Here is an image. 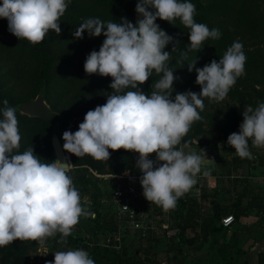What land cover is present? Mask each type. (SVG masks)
Returning <instances> with one entry per match:
<instances>
[{"label":"clouds","instance_id":"9594fccd","mask_svg":"<svg viewBox=\"0 0 264 264\" xmlns=\"http://www.w3.org/2000/svg\"><path fill=\"white\" fill-rule=\"evenodd\" d=\"M71 0H2L0 18L8 21V31L19 40L32 45L44 41L49 30L61 33L60 19ZM136 23L122 18L120 23L87 18L72 33L83 39L105 37L99 51H91L85 60L88 75L112 77L106 103L89 110L79 130L63 133V149L81 158L89 155L96 160L110 158L109 149H125L138 153L135 167L142 173L143 196L151 204L167 212L176 207L198 181L204 156L186 152L182 144L191 125L203 118L204 99L221 102L245 75L246 55L243 44L233 41L217 62L202 68L196 61L188 63V71L196 72L199 93L188 90L173 98L176 77L168 61L178 51L179 42L156 23L161 19L188 28L186 51L179 52L178 64L184 65L188 53L201 50L209 39L221 37L218 28L210 29L194 20L195 4L190 0H139ZM172 44V51H164ZM155 72L159 77L150 94L139 87ZM0 108V248L14 241H35L47 250V241L59 236L66 242L81 216L94 215L82 205L81 196L68 175L72 164L67 158L44 163L28 148L18 151L21 135L16 109L7 99ZM199 110V111H198ZM238 132L228 136L227 143L243 160L254 159L251 148L264 149V102L255 108L245 106ZM204 152V150H200ZM155 153V160L150 155ZM128 174L127 172L125 173ZM203 176L209 170H203ZM47 264H95L84 249L56 251L54 261Z\"/></svg>","mask_w":264,"mask_h":264},{"label":"trees","instance_id":"16d2710c","mask_svg":"<svg viewBox=\"0 0 264 264\" xmlns=\"http://www.w3.org/2000/svg\"><path fill=\"white\" fill-rule=\"evenodd\" d=\"M190 2L196 6L194 20L197 23L206 24L210 29L218 28L222 35L217 40H207L201 50L189 52L188 59L184 61L182 67L181 64L177 63V60L179 59V52L186 51L188 48L190 30L184 27L179 19L174 24L157 19L156 23L160 25V28L173 36L175 41L179 42L178 51L172 53L170 60L167 62L169 67L175 71L174 76L176 79L173 83V97L177 93L185 91L188 87L196 85L197 74L195 70L192 72L188 71V63L196 61V68H202L214 59L219 62V59L227 48L236 40L242 42L244 46L243 51L247 59L245 63L246 74L237 79V82L228 93L229 97L234 101L232 108L223 111L219 117L211 121V124L216 127L218 134L210 132L208 137L203 135L201 133L203 126H200L202 123H199L198 127L190 128L187 135L183 137L182 144L192 143L193 138H197L201 143L211 141L228 144V136L233 132L239 131V126L243 122L242 112L245 106L255 107L259 103L264 102V0H190ZM137 3L134 0H71L68 9L61 18L66 20L67 26H79L87 18H100L104 22L112 21L116 23H120L122 18H127L128 21L135 24L137 20V13L135 11ZM218 14H224L229 18L213 20ZM242 22L244 23L241 25L240 23ZM9 35L11 45L15 44L23 54H27L21 55V58L27 56L39 62V64L38 62L36 63L37 68L33 75V83L37 85L36 90L37 88H41L43 95L49 99V95L54 88L57 90L59 85L62 88H68L79 78H82V75L86 73L84 71V63L87 55L93 50L99 51L105 39L103 35L101 37H89L87 42L77 46L75 49H71L62 55H55V49L62 44L67 35L61 36L54 32L45 38L43 42L36 45H32L27 40H19L10 32ZM19 41L20 45H18ZM172 47L173 45L169 44L164 51L171 53ZM158 79L159 77L153 72L152 76L139 87L145 94H150L152 84ZM111 82L112 77L110 76L103 84L96 80V82L89 84L88 87L76 93L74 100H72L69 106L66 120H72L73 124H77L79 122L77 117L80 106L93 98L106 97L107 93L112 92V89L109 87ZM5 99L8 100L9 106L16 109L18 129L21 135L18 151L22 153L31 147L34 148V153L39 156L42 162L51 163L56 160L55 154H53L54 150L50 131L42 134L36 142L27 146L34 132L38 128L48 125V122L43 118L31 117L24 114L21 111L22 105L17 108V101L8 91L3 89L0 76V108L4 107L3 100ZM69 130L72 132L76 131L75 128L67 129V131ZM61 137H63V133ZM250 144L251 142L249 141ZM69 154L71 156L72 168L68 172V175L72 177L74 186L78 189L79 193L84 188L89 189L90 186L94 188L92 199L89 203L93 206L95 216H92L96 221V224L90 230L93 239H85L79 236L80 233L68 236L71 245H73L70 250L79 249L80 246L77 247L79 242L85 241V243H82L84 245L83 249L89 252L95 264H101V260L105 257H110L106 264L149 263L151 259L147 257L144 258L145 263L144 260H135L134 258L124 260L120 251L98 244L101 236L107 234L116 222L113 206L103 202L104 198L111 197L114 180L110 179L107 187L102 189L98 185V179H92L87 172L90 167L103 171L101 162L89 155L79 158L74 154ZM245 162H249V160L236 159L235 165H233L234 170L243 168ZM84 171L86 172L84 173ZM123 171L122 167H119L117 170H114L116 172L114 174H119ZM78 184L82 187L78 188ZM199 185L201 184L199 183L197 186ZM188 197L187 192L177 201L173 212L174 218L175 216L177 217L176 222L180 226V233L172 239L151 235L140 236L141 241H146L144 253L148 255L150 253L148 249H151L153 244L158 243L169 253L177 252L187 255L189 251L188 244L194 243L195 238L201 237L203 243L210 241L211 247L219 243L220 238H227L229 230L221 224L220 218L222 208L224 207H221L220 203L215 199H210L209 202L203 201V204H210L212 212L202 218L200 216L201 208L196 206L197 201H192L190 206V198ZM243 199L244 195L240 196L234 203L233 209L235 214L233 215L235 221L240 219L245 211H250L253 206H256L259 211L263 209L264 200L248 197L247 199L250 202L248 206L244 207L242 206L244 204ZM187 206L189 207L188 209ZM101 226L107 229L101 231ZM189 230L196 232V235L189 237ZM198 230L200 231L199 234L197 233ZM209 236H212V240L209 239ZM242 241L243 239L236 232H233L227 241L220 244L218 253L223 259H230L235 255L238 256L243 253ZM37 244L36 242L35 247L31 250V247L27 243L16 240L11 245L0 248V264H30V257L36 252ZM55 252L54 245H52L53 254L48 261H53L51 259L54 257ZM173 256L177 259L176 253ZM48 261L41 264H47Z\"/></svg>","mask_w":264,"mask_h":264},{"label":"rangeland","instance_id":"374dc122","mask_svg":"<svg viewBox=\"0 0 264 264\" xmlns=\"http://www.w3.org/2000/svg\"><path fill=\"white\" fill-rule=\"evenodd\" d=\"M134 1L139 2V0ZM0 5H2V0H0ZM223 18L229 17L224 14H218L213 18V20ZM59 22L61 27L60 35L67 36L62 44L55 49V55H62L88 41L90 36L88 35L87 31H85V33L83 34V39H76L72 35V33L78 28V26H67L66 20L63 18H61ZM243 23L244 22L240 24L242 25ZM7 25V20L0 18V76L3 84V89L8 91L14 97V99L18 103L17 108H19L20 105H23L25 102L35 99L39 95H42L43 92L41 88H37L36 90L37 85L33 83V75L36 71V63L38 61L28 58L27 56L21 58V55L27 54H23L20 48L15 44L11 45ZM53 33V30H49V34H47L45 38L49 37ZM18 45H20V41ZM108 79L109 77H101L97 74H92V76H90L85 73L82 75L81 79L79 78L68 88H62L60 87V85L57 87V90H55L54 88L52 93L49 95L50 99L45 95H42L53 111V118L50 121H47L48 125L42 126L34 132L27 146H30L33 142H36L42 134L48 131L51 132V136H53L54 134H58L64 144L61 134L67 131V129L69 128H75L76 131L79 130V124L84 121L86 113L89 110H94L96 106L104 105L107 100V97H96L89 102L82 104L80 106V111L77 117V120L79 122L77 124H73L72 120H66V115L69 111V106L72 100H74V95H76V93H78L85 87H88L89 84L96 82V80L100 81L103 84ZM188 90L199 93L201 91V88L198 84H196L194 86L188 87L183 92H186ZM203 99L204 109L200 112V115L203 119L193 122L190 128L198 127L199 123H202L200 125L203 126V128L201 129V133L208 137L210 132L218 134L216 127L211 124V121L219 117L223 111L231 109L234 101L229 97V95H227L226 98L221 102H210L208 98ZM250 149L253 153L254 159L249 160L248 163L250 165V173L248 176H244L243 168L234 170L233 165H235V161L236 159H239V157L235 154L234 149L225 142L214 143L209 141L206 143H201L197 138H193L192 143H188V147L185 148L186 152L195 151L197 152V154L204 156L202 173L203 170H209L208 176H203L202 173L199 174L200 177H197L198 182L192 187L194 188L200 183L203 188L202 200L197 201L196 203V206H199L201 208L200 216L202 218L206 217L207 215H209V213L212 212L210 204H203V201L209 202L210 199H215L217 202H219L221 207H224L222 208L220 214V218L222 219L228 214H235L233 206L240 196L244 195V202L248 197L264 200V149L251 148V144ZM200 150H204V152H201ZM109 152V159L99 160L103 166V171H99L92 167H90L87 171L92 179H98V185L101 186L102 189H105L107 187V183L110 179H115L114 177H110L111 175L116 173L114 172V170H117V168L119 167H122V171L136 168L135 165L139 157L138 153L127 151L125 149L115 151L109 149ZM155 155L156 154L153 153L149 158L154 160ZM85 172L86 171H84V173ZM210 180L212 184L209 182ZM77 187L81 188L82 186L78 184ZM93 190L94 188L91 186L89 187V189L84 188L82 189L80 196L82 205L87 207L88 210L94 214L93 206L89 203V201H91L92 199ZM189 198L190 205V203L195 200L192 197ZM188 208L189 207L187 206V209ZM202 209H204V211H202ZM93 216H81L79 218V236L84 237L85 239H93L92 232L90 231L91 228L96 224ZM174 220H177L176 216ZM100 228L101 231L107 229L104 226H101ZM23 242L27 243L31 247V250L36 245L35 241L29 240ZM52 242H54V248L56 251H67L70 250L71 247H73L68 237L66 238V242L63 243L59 242V236L51 239L49 241L50 245H52ZM126 242H129L131 246L139 247L140 249H144L146 245V241H141L140 237H138L137 234H131L126 239ZM82 243H85V241L79 242V244L77 245V247L80 246L79 249H83L84 245H82ZM175 253L178 260L173 256L175 255ZM169 259H171V264H182L185 257H183V254L171 252L169 255ZM51 260L54 261V257H52Z\"/></svg>","mask_w":264,"mask_h":264},{"label":"built area","instance_id":"2783aa9c","mask_svg":"<svg viewBox=\"0 0 264 264\" xmlns=\"http://www.w3.org/2000/svg\"><path fill=\"white\" fill-rule=\"evenodd\" d=\"M141 175L139 170L132 168L110 176L115 178L112 194L110 198H104L103 202L113 206L116 222L107 234L101 236L98 244L119 251L131 234H137L138 237L151 235L172 239L180 233V226L173 216L174 208L165 212L161 207L151 204L144 198L143 188L140 184ZM188 196L196 201H201L203 197L202 186L199 185L190 189ZM234 222L233 214L221 219V224L224 227H231ZM79 229V223H77L72 229V235L78 234ZM51 239L53 238L47 241L46 251L37 244L36 252L30 257V264H41L51 258L53 254L52 245H54V242L50 245Z\"/></svg>","mask_w":264,"mask_h":264},{"label":"crops","instance_id":"0c3cea01","mask_svg":"<svg viewBox=\"0 0 264 264\" xmlns=\"http://www.w3.org/2000/svg\"><path fill=\"white\" fill-rule=\"evenodd\" d=\"M211 184V180L209 181ZM250 200L246 199L242 206H248ZM79 223V222H78ZM229 234L227 238H220L219 243L211 247L210 241L203 243L201 237L195 238L194 243L188 244L189 251L187 255H183L185 259L182 264H264V203L263 209L258 210L253 206L250 211L246 212L236 220L231 227H227ZM233 232H236L242 239V251L240 255H235L230 259H223L218 253L220 244L224 243L231 237ZM199 234L200 232L197 231ZM196 232L189 230L188 236L193 237ZM212 240V236H209ZM160 244H153L148 255L144 249L133 247L129 242H125L123 248L119 250L122 253V259L134 258L135 260H144L150 258L146 264H171L169 259L170 253L163 249ZM166 257V259H165ZM110 257H105L101 260V264H106Z\"/></svg>","mask_w":264,"mask_h":264},{"label":"water","instance_id":"95a60500","mask_svg":"<svg viewBox=\"0 0 264 264\" xmlns=\"http://www.w3.org/2000/svg\"><path fill=\"white\" fill-rule=\"evenodd\" d=\"M42 95H39L35 99L25 102L21 106V111L28 116L39 117L45 119L46 121H50L53 118V111L47 103L46 99L43 97L44 95ZM51 142L56 160L59 159L63 161L65 160V158H67V160L71 162V156L63 149V142L58 134H54L52 136ZM249 173L250 165L248 162H245L243 164V175L248 176Z\"/></svg>","mask_w":264,"mask_h":264}]
</instances>
